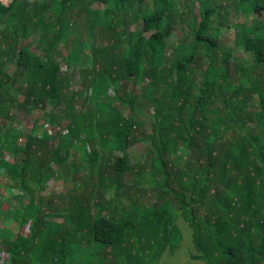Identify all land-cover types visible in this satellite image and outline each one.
<instances>
[{
    "label": "trees",
    "instance_id": "16d2710c",
    "mask_svg": "<svg viewBox=\"0 0 264 264\" xmlns=\"http://www.w3.org/2000/svg\"><path fill=\"white\" fill-rule=\"evenodd\" d=\"M96 1L107 7L91 8ZM161 1L155 0L151 12L143 9L144 0H43L39 5L0 0V179L6 178L11 199L18 198L7 209L17 235L0 232V264L3 251L9 264H150L167 249L175 252L182 240L180 217L193 228L194 259L264 264V82L259 73L255 79L248 74L253 81L236 85L219 102L211 97L218 82L209 77L214 63L209 60L203 84L194 88L193 63L204 58L186 55L183 42L175 48L176 59L169 61L175 19L171 5L158 7ZM256 11L262 15L264 6ZM75 13L83 17L91 38L99 32L102 44L77 39L63 57L57 49L68 44L66 26L75 22ZM208 14L202 12L200 32L209 23ZM132 15L143 28L131 29ZM244 43L256 65L264 63V35L245 34ZM229 57L225 54L223 61ZM63 62L67 68L79 67L73 74L80 90H70L74 76L61 73ZM7 63L20 73L10 77ZM133 78L140 81L136 92L128 86ZM19 83L18 102L9 94ZM167 86L170 93L164 91ZM255 95L260 109L253 118L249 115L256 124L247 133L241 115ZM39 110L43 114L38 118ZM19 111L31 116L29 132L13 126ZM62 121L67 133L60 137ZM141 142L151 156H144L145 161L140 156L133 168L128 150ZM171 152L183 162L178 172L168 163ZM74 153L76 163L71 162ZM64 166L76 176L65 195L70 199L61 206L43 192ZM77 169L85 179H78ZM150 179L162 199L143 204L141 214L129 209L142 198L135 203L134 187L145 191ZM105 188L113 189L110 200ZM118 196L128 208L114 203ZM0 198L1 206L6 199ZM207 198L213 202L204 208Z\"/></svg>",
    "mask_w": 264,
    "mask_h": 264
},
{
    "label": "rangeland",
    "instance_id": "374dc122",
    "mask_svg": "<svg viewBox=\"0 0 264 264\" xmlns=\"http://www.w3.org/2000/svg\"><path fill=\"white\" fill-rule=\"evenodd\" d=\"M30 5L40 4L43 0H24ZM127 3V2H126ZM155 0H144L143 3V9L146 10L147 8H150L152 12V6L154 5ZM176 3V4H175ZM168 5H171L172 8L169 9V12L171 13L172 18L175 19L173 25L175 26V31L171 38L168 40V46H167V52H168V59L170 62L174 61L177 57V53L175 48L180 45V43L184 42V46H181V49L185 51L187 54H199L204 59H201L200 63H193V66L195 69H193L192 78L191 80H194V88H199L201 84H203V81L205 79V72L207 66L209 65V60H213V66L210 70L211 75L209 76L212 81L218 82L216 83L218 87L214 89V92L211 94L212 98H219V102H221V99L224 97L223 94L227 95L230 92L229 90H233L234 87L238 84H244V86H247L249 82L253 81V79L257 78L256 75L259 73L260 77L262 78V81L264 82V63L260 64L259 66L256 65L254 54L250 51H248L245 48V34L251 35V36H261L264 35V13L262 15H258V12L256 9L258 6H264V0H162L159 2L158 7L161 8L162 6H165V8H168ZM106 6L105 3H100L99 1L94 2V5H92L91 8H94L95 10H103ZM138 8V6H134L130 8V11L134 13V11ZM80 10L81 8L78 7ZM81 11V10H80ZM208 11L209 12V23H207V27L202 32L199 31L198 26L200 22L202 21V12ZM130 17L129 21H131L130 26L131 29L134 30V28H143L142 22H138L133 20ZM82 16H78L77 13H75V17L73 18L74 23H68L67 24V32L69 34V42L66 45V43L62 44L58 47L57 51L61 52V55L63 57H66L71 49L72 46L77 44V39H79L81 42L85 43L86 41L93 42L92 45H101L102 42L100 40L99 32L96 31L95 35L91 38L87 32V28L83 26L84 19H82ZM56 22V17L54 18V23ZM38 31V30H37ZM151 34V32H144V35L147 37ZM200 35V37H199ZM209 37L213 40L211 42L206 38ZM35 42L37 43V39H35ZM86 55L90 54L89 50L84 51ZM225 54H229V59L227 61H223V57ZM56 57L57 60H60V57ZM6 72L10 77H13L15 73H20V71L17 69L16 65L14 63H7L5 67ZM79 67H72L67 68L66 64L61 63V73H71L74 78L72 80L71 88L70 90L73 92H76L81 89V85L79 84L78 77L76 76V73L73 74L74 71L78 72ZM192 72V71H191ZM247 73V74H246ZM248 74L253 75V79L251 80L250 77H248ZM191 77V74H189ZM140 81L135 80L134 78L131 79V81L128 83L129 89L136 92L139 90L140 87ZM144 83V81H141ZM247 84V85H245ZM20 87H23L20 83L17 85H14V89H12L11 96H13L18 102L22 100V97L18 94V92H21ZM221 87V90H220ZM19 89V90H18ZM172 87L167 86L165 87V92L170 93ZM11 91V90H10ZM163 91V92H164ZM4 95L5 93L2 92ZM112 96V93L109 92L108 95ZM88 95H91V90L88 91ZM5 97L7 95L5 94ZM236 102V101H235ZM230 103V101H228ZM246 106L243 107L242 115L245 119V123L243 126L244 131L247 133L250 132L251 126H254L256 124L255 119H249V115L253 118L255 116V112L260 109L259 99L257 96H253L251 101H249L248 104H245ZM76 109H81L80 104H76ZM91 106L88 105L89 109ZM45 109L47 111L50 110V105L47 103L45 106ZM84 109V110H85ZM43 110V109H42ZM42 110L36 112V117H41L43 112ZM149 114H152V110H149ZM31 116L26 114L25 112L19 111L16 116V123L13 124L14 127H17L18 129H23L26 132H29L30 128V122H31ZM43 122V120L41 121ZM264 128V120L261 122ZM41 125H45L44 123ZM67 122L62 121L59 125L60 128V137L64 133H67ZM47 128V130L50 131V126H44ZM57 129V128H56ZM40 130V129H39ZM260 131L257 130L256 133H259ZM39 133V132H38ZM244 133V134H247ZM41 134V133H40ZM24 140H19V142H23ZM60 140L59 138H56L54 140V147H58ZM146 147L145 142L136 143L133 147H131L128 151L130 153L131 162L130 164L133 165L137 163V161L140 159V156L143 157V161H145L146 156H151L150 153H147L148 150L143 149ZM181 149H185L183 145L180 147ZM118 152H115L117 154ZM180 153V152H179ZM178 153V154H179ZM120 154V153H119ZM77 155L78 153H74L71 157V162H77ZM75 156V158H74ZM145 156V157H144ZM8 158V162H13V159L11 157L6 156ZM184 161V159H183ZM168 163L173 167V170L175 172H178L179 169L182 167V161L178 159V157L174 153H170V156H168ZM55 169L57 168L56 165L53 166ZM70 166H64L63 168V174L60 176H56L58 180L51 181L48 183L47 190L44 191L43 196L47 199H52L55 203V205L60 204L61 206H66L67 199L65 198V195L69 192L70 188L74 184V179L72 180L73 175L72 172L68 171V168ZM136 167V164L133 168ZM151 169V166H148ZM148 171V170H147ZM147 177L153 179L154 174L147 172ZM67 172L69 175H67ZM78 174L81 176V179H85L86 175L84 173H81V169H77ZM61 172H59L60 174ZM82 174V175H81ZM131 178H134L132 175L133 173L129 171L128 173ZM85 175V176H84ZM90 179V178H87ZM151 179L146 183L147 190L143 189H137L134 187V190L137 191V195L134 196L133 199H135V203L137 202V197H142L139 202V204H131L129 209L137 211V213H143L144 206L143 204L148 207L149 205H155L157 204L162 198H158L156 193H159V190L156 189L155 183L151 181ZM185 179V178H184ZM4 179L0 180V197L4 196L3 193L6 190ZM145 183V182H144ZM141 184V183H140ZM116 185V184H115ZM117 186V185H116ZM219 187V186H218ZM69 189V190H68ZM113 190V189H112ZM112 190L109 192L113 198ZM60 191V192H58ZM7 193V191H6ZM18 193V191H17ZM108 196V193L104 195L106 198ZM110 198V197H108ZM122 197L118 196L114 203L116 205L123 204ZM10 200V199H9ZM63 200H65L63 204ZM0 201L1 198H0ZM130 202V200H128ZM142 202V204H141ZM213 202L212 199H206L203 203V207H207ZM9 201L3 202V204L0 206V209L5 211V215H2L0 213V228H3L4 226H8L11 228V223L8 218H10L9 213H7V204ZM63 204V205H62ZM123 208L126 209L129 206H126L123 204ZM131 210V211H132ZM121 213V212H120ZM135 219H138V216L136 215ZM177 223L180 225V230L182 232V240L178 244L176 250L174 253H171L169 249H167L160 257H154L151 259L150 264H205L202 260H196L192 257L193 253H196L197 250L194 246L193 242V228L183 219L179 218ZM13 227V226H12ZM22 233L26 232L25 229L21 230ZM3 255V254H1ZM151 256V254H150Z\"/></svg>",
    "mask_w": 264,
    "mask_h": 264
},
{
    "label": "crops",
    "instance_id": "0c3cea01",
    "mask_svg": "<svg viewBox=\"0 0 264 264\" xmlns=\"http://www.w3.org/2000/svg\"><path fill=\"white\" fill-rule=\"evenodd\" d=\"M6 160H8V158L6 159ZM78 177V179H81V177H80V175H78L77 176ZM1 179H4V180H6V178H4V177H1ZM0 179V180H1ZM7 184V181H5V185ZM94 187H96V186H94ZM89 190H91V188L89 189ZM6 191H7V189L5 190V192L3 193V197H5V201L4 202H6V201H9V203H12V204H15V205H17V197H16V199L15 198H13V199H11V193H9L10 191L8 190L7 191V193H6ZM105 191H106V193L105 194H107L108 193V196L105 198L106 200H110V198H108V197H110L111 196V194L109 193L110 191H111V189H108V188H105ZM58 192H60V191H58ZM10 199V200H9ZM98 200H96V202H97ZM27 203V202H26ZM3 204V203H2ZM4 204H7V203H4ZM8 207H9V205L7 204V209H8ZM6 209V210H7ZM9 215H11V213L9 212ZM14 224H16V223H14ZM29 225H27V227L25 228L24 227V229H25V231L26 232H28L29 231ZM17 228H10L9 227V224H8V226H4L3 225V228H0V232H1V235L2 236H5L6 237V235H8V236H13V237H16V235H17ZM26 232H24L23 234L25 235L26 234ZM3 255H2V259H3V263L4 264H9L10 262L8 261L9 260V255H8V253H6V251H3V253H2Z\"/></svg>",
    "mask_w": 264,
    "mask_h": 264
},
{
    "label": "built area",
    "instance_id": "2783aa9c",
    "mask_svg": "<svg viewBox=\"0 0 264 264\" xmlns=\"http://www.w3.org/2000/svg\"><path fill=\"white\" fill-rule=\"evenodd\" d=\"M5 212V211H4ZM4 212H3V214H2V210H0V213L2 214V215H4Z\"/></svg>",
    "mask_w": 264,
    "mask_h": 264
}]
</instances>
